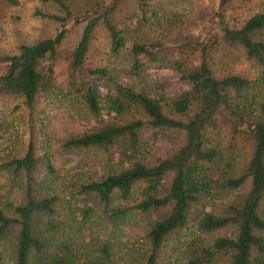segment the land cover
Returning a JSON list of instances; mask_svg holds the SVG:
<instances>
[{
  "label": "trees",
  "instance_id": "16d2710c",
  "mask_svg": "<svg viewBox=\"0 0 264 264\" xmlns=\"http://www.w3.org/2000/svg\"><path fill=\"white\" fill-rule=\"evenodd\" d=\"M53 1L60 14H37L56 20L55 35L0 55V62L8 65L0 74V98L19 99L30 112L41 99L72 106L78 120L84 121L83 129L57 138L59 150L93 149L107 154L112 161L109 168L99 178L79 184V191L95 197L107 225L140 217L150 245L146 264H157L168 239L190 220L204 237L191 238L180 264H264V215L260 212L264 201V9L240 24H230L223 10L216 12L218 34L202 40L127 45L123 30L109 16L112 7L96 3L73 12L63 0ZM0 2L17 4L18 0ZM77 27L76 40L66 45ZM99 27L107 35L112 55L119 57L127 49L126 63L87 65ZM219 40L240 47L246 59L255 63L257 75L216 76L213 64ZM152 68L176 71L178 79L191 86L172 94L169 80H146ZM60 71L66 76L64 84L58 81ZM152 134L170 141L172 149L166 155L152 153ZM242 143L249 145L250 154L240 164L237 149ZM52 156L43 154L50 175L56 174ZM37 161L30 141L22 156L4 165L26 177L22 200L8 202V212L0 208V239L14 232V263L115 264L106 242L97 254L87 253L80 261L65 220L60 219L59 195L37 193L33 177ZM218 198L224 200L216 204ZM197 204L215 208L196 212ZM90 215L91 210H85L83 221ZM37 218L41 223L35 226Z\"/></svg>",
  "mask_w": 264,
  "mask_h": 264
},
{
  "label": "rangeland",
  "instance_id": "374dc122",
  "mask_svg": "<svg viewBox=\"0 0 264 264\" xmlns=\"http://www.w3.org/2000/svg\"><path fill=\"white\" fill-rule=\"evenodd\" d=\"M63 1L73 12L83 11L96 3L112 7L109 16L112 22L123 30L127 45L133 41L147 40L166 41L169 44L202 40L218 34V28L214 25L217 21L214 17L216 12L223 10L230 24H240L254 12L264 9L263 0ZM141 4L145 6L144 10H141ZM37 12L60 14L61 8L53 0H18L17 4L0 2V55L16 53L22 44H31L55 35L58 29L56 20L43 17ZM79 30L80 27L75 29L66 45L76 40ZM128 56L127 49L122 50L119 57L112 55L107 35L99 27L92 40L86 63L88 66L119 67L127 62ZM214 57L213 69L216 76L227 72H237L249 78L257 75L255 63L246 59L240 47L230 46L219 40ZM7 70L8 65L0 62V74ZM57 75L60 84H64L65 73L60 71ZM123 80L126 81L125 78ZM146 80L150 82L169 80L172 94H179L191 86L189 82L179 80L176 71L166 68L150 69ZM94 84L101 91H106L100 82ZM83 122L78 120L75 110L67 102L41 99L30 112L19 99L12 96L0 98V208L8 212L6 205L8 202L18 203L23 198L26 179L24 173H16L4 165L9 159L22 156L28 143L32 141L38 157L33 172L37 193L59 195L60 219L65 220L72 248L75 247L80 254V261L87 258V253L97 254L99 246L106 242L112 247L115 264H146L150 245L140 225V217L135 216L118 226L107 225L95 197L79 191V184L99 178L109 168L112 161L107 158V154L93 149L59 150L57 138L82 130ZM150 142L152 153L156 156H164L172 149L170 141L162 134L150 135ZM240 145L237 152L242 164L248 159L250 148L244 143ZM46 152L53 155L51 160L56 169L54 175L46 173L43 158ZM221 200L224 198H218L215 203ZM114 202L117 204L116 199ZM213 208L214 205L204 208L197 204L194 210L199 212ZM85 210H91V215L83 221ZM260 212L264 215V201ZM80 221L83 222L79 226ZM34 223L38 226L41 223L40 218L35 219ZM192 224L193 221L190 220L186 228L168 239L160 251L157 264L183 262V250L191 238L197 235L204 237L192 228ZM13 233L9 232L0 239L3 264H15ZM212 235L216 233L209 234L208 237Z\"/></svg>",
  "mask_w": 264,
  "mask_h": 264
}]
</instances>
